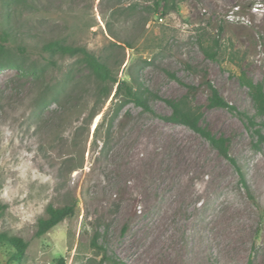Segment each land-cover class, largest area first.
<instances>
[{"label":"rangeland","instance_id":"rangeland-1","mask_svg":"<svg viewBox=\"0 0 264 264\" xmlns=\"http://www.w3.org/2000/svg\"><path fill=\"white\" fill-rule=\"evenodd\" d=\"M26 1L0 0V34L9 23L27 50L24 58L13 52L25 71L0 70V234L28 248L12 263L0 246V264H109L102 250L125 264H264V141L256 134L264 137V117L245 83L264 94V0H178L165 15L156 0ZM218 33L225 53L210 61L201 45ZM52 39L110 58L119 80L139 75L171 101L185 88L168 72L199 85L206 69L227 102L255 119L251 127L227 109L205 108V92L196 97L200 127L224 140L248 189L188 127L134 104L114 116L116 87L92 117L86 70L67 77L73 60L30 71L45 57L39 42ZM162 99L150 104L168 116ZM72 199L75 215L36 238L48 205Z\"/></svg>","mask_w":264,"mask_h":264},{"label":"trees","instance_id":"trees-1","mask_svg":"<svg viewBox=\"0 0 264 264\" xmlns=\"http://www.w3.org/2000/svg\"><path fill=\"white\" fill-rule=\"evenodd\" d=\"M16 3H27L26 0H11ZM180 1V0H179ZM178 0H156L155 8L162 9L163 15L168 14L170 11L176 9ZM162 6V7H161ZM221 33V30H220ZM220 33L210 39L209 44H202L201 50L206 59L210 61H219L224 56V51L220 42ZM17 39L12 35V28L9 23L5 24V28L0 34V70L4 69H17L25 71L19 65L14 51L22 53V57L27 51L24 46L15 44ZM16 46L13 48V46ZM39 55L41 61L36 60L31 65L30 71H43L46 68L57 67V58H66L73 60V63L68 65L67 77L70 76L73 67H80L86 70L87 78L92 83L90 96L94 100V111L92 117L96 113V109L105 103L110 97L116 87L112 102L116 105L114 116H118L119 111L126 107L128 104H134L141 108L143 112L150 113L164 121L180 124L188 127L195 133L205 138L210 145L215 148L218 153L227 159L236 169L240 172L242 182L248 189L244 180V176L236 161L229 156L228 147L225 145L224 140L216 139L209 133L205 132L200 127V122L203 118V107L207 109L223 108L232 113H236L247 119V124L254 127V118L249 117L248 114L238 111L234 106L227 102L221 95L218 88L210 80L206 69L199 70L201 82L199 85L187 83L178 78L175 74L169 73L168 75L176 80L181 86L185 88V93L177 100L162 99L156 93L151 91L142 81L139 75L130 74V81L119 80L113 72L114 65L111 59L106 61L98 58L94 53L89 51L86 47L80 45L68 44L65 40L52 39L48 42H39ZM233 56V55H232ZM24 58V57H23ZM43 62V63H42ZM251 96L255 103L256 112L258 115L264 117V94L261 88L251 81H245ZM200 91L206 93V102L203 105L196 104V97ZM162 99L170 108L171 113L168 116L158 114L151 106V100ZM101 123L97 124L95 132L100 128ZM260 140L264 141V137L259 130H256ZM70 160L67 165L72 170L74 167L70 166ZM59 189H61L59 185ZM4 206L0 203V211ZM76 200L72 199L71 202H65L62 206L56 207L54 204L48 205L45 217L38 220L34 236L41 238L48 234L52 229L58 226L66 219L72 218L75 215ZM0 246L10 249L12 252L9 256V261L12 263H21L25 257L28 244L19 237H8L0 234ZM102 261L109 264H125L110 257L104 250H102ZM63 264V260L60 261Z\"/></svg>","mask_w":264,"mask_h":264},{"label":"bare ground","instance_id":"bare-ground-1","mask_svg":"<svg viewBox=\"0 0 264 264\" xmlns=\"http://www.w3.org/2000/svg\"><path fill=\"white\" fill-rule=\"evenodd\" d=\"M160 241V240H159ZM154 242V241H153ZM156 243V242H155Z\"/></svg>","mask_w":264,"mask_h":264}]
</instances>
